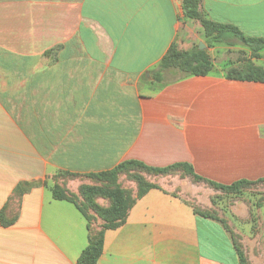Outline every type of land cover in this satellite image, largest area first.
Segmentation results:
<instances>
[{
    "label": "crops",
    "instance_id": "obj_1",
    "mask_svg": "<svg viewBox=\"0 0 264 264\" xmlns=\"http://www.w3.org/2000/svg\"><path fill=\"white\" fill-rule=\"evenodd\" d=\"M200 10L264 37V0H201ZM200 43L210 73L155 79L173 44ZM229 49L251 57L239 41L209 46L183 0H0V212L14 220L0 221V264H78L90 223L54 198L62 173L135 159L187 163L224 185L264 178V82L228 78L242 61ZM253 61L264 67V49ZM209 197L148 190L105 231L97 264H240L235 236L264 264V205Z\"/></svg>",
    "mask_w": 264,
    "mask_h": 264
},
{
    "label": "trees",
    "instance_id": "obj_2",
    "mask_svg": "<svg viewBox=\"0 0 264 264\" xmlns=\"http://www.w3.org/2000/svg\"><path fill=\"white\" fill-rule=\"evenodd\" d=\"M200 3L201 0H183V9L186 17L197 19L201 22L205 31L206 41L209 46L217 43L233 44L235 40H238L251 50L250 58H243L239 63L230 64L227 69V77L231 79L264 82V67L257 65L253 61L254 58L260 57V51L264 49V37L247 35L235 24L218 22L207 18L200 10ZM213 69L214 64L207 50L196 47L189 51H181L178 49L177 45L173 44L159 63L157 69L153 71V74L157 81H163L165 74L171 71L179 72L181 74L180 78H182L191 75H206ZM133 167L156 173H164L170 169L182 168L193 177L203 180L211 186L224 191H233L235 193L234 198L243 196V193H240L239 190L241 187L264 182V178L257 181L242 179L235 181L232 184L224 185L199 176L195 173L192 166L187 163H176L166 167H154L146 164L143 161L135 159L121 162L111 170L91 172L88 173V175L107 177L116 173H122L132 169ZM62 175L68 177L78 176L80 174L62 173ZM152 188H154V186L148 185V187L139 192L136 197L131 199L125 196L119 187L92 188L93 191L89 189L93 192V194L101 195L110 201L106 202V204H97L92 200V198H87L86 200L89 206L94 208L96 213L107 221L106 225L100 231H96L91 224L89 215L83 209L81 203L64 192L62 186L55 185L53 187L52 191L54 198L60 200L66 199L75 203V205L83 212L90 223L88 225L89 244L78 258V264H97L100 256L103 253L105 231L121 226L126 221L128 212L137 198L141 197ZM6 207L7 206H5L0 212V221L3 225H10L14 222V220H7L5 215ZM235 246L239 253L240 264H251L248 261L237 236H235Z\"/></svg>",
    "mask_w": 264,
    "mask_h": 264
},
{
    "label": "rangeland",
    "instance_id": "obj_3",
    "mask_svg": "<svg viewBox=\"0 0 264 264\" xmlns=\"http://www.w3.org/2000/svg\"><path fill=\"white\" fill-rule=\"evenodd\" d=\"M235 41L238 42V40ZM247 50L233 52L232 49H229L228 52L233 60H237V58H246L249 55ZM50 51L52 52L53 50L46 51L45 54L50 53ZM260 64L264 65V61H260ZM172 77L170 76V79ZM148 185H152L154 188H167L175 194L183 193L187 197H193L194 199L209 195V198L219 203H228L235 197L233 191H224L211 186L207 182L193 177L182 168L170 169L164 173H156L133 167L122 173H116L107 177L80 174L78 176H68L64 181V185L61 184L60 186L63 187L64 192L81 203L83 209L89 215L93 228L96 231H100L107 221L100 217L95 209L89 206L86 200L87 198H92L97 204L110 201L101 195L93 194L92 188L119 187L124 195L131 199L136 197ZM239 190L240 193H243L242 195L251 197L257 204L264 205V182L243 186Z\"/></svg>",
    "mask_w": 264,
    "mask_h": 264
},
{
    "label": "water",
    "instance_id": "obj_4",
    "mask_svg": "<svg viewBox=\"0 0 264 264\" xmlns=\"http://www.w3.org/2000/svg\"><path fill=\"white\" fill-rule=\"evenodd\" d=\"M205 47H206V46H205L204 43H200V46H199L200 49H204Z\"/></svg>",
    "mask_w": 264,
    "mask_h": 264
}]
</instances>
